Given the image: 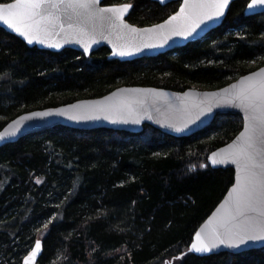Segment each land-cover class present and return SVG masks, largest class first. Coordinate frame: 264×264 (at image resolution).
Here are the masks:
<instances>
[{
    "label": "trees",
    "instance_id": "trees-1",
    "mask_svg": "<svg viewBox=\"0 0 264 264\" xmlns=\"http://www.w3.org/2000/svg\"><path fill=\"white\" fill-rule=\"evenodd\" d=\"M248 2H234L204 39L130 62L110 59L108 48L90 57L30 48L0 27V130L23 113L122 86L228 85L264 65V14L246 16ZM123 3L133 5L128 21L140 27L174 12L152 0L104 2ZM242 127L239 115L218 116L186 138L151 126L140 134L58 126L0 148V264H22L38 236L44 238L38 264H264V249L208 257L190 252L235 176L233 169L199 163Z\"/></svg>",
    "mask_w": 264,
    "mask_h": 264
},
{
    "label": "water",
    "instance_id": "water-1",
    "mask_svg": "<svg viewBox=\"0 0 264 264\" xmlns=\"http://www.w3.org/2000/svg\"><path fill=\"white\" fill-rule=\"evenodd\" d=\"M152 1L159 3L158 0ZM172 1L177 0H167L166 4ZM236 1L238 0H229V4L224 8V15L222 17L201 24L196 30V33L188 39H184L182 36L175 34L170 35L167 25H165L163 29L155 28L157 24H164L169 17L162 22L145 27L130 23L128 17L133 9L132 4H130L131 7L123 15V22L135 28L137 30L135 32H131L130 29L122 26L109 27L107 23L101 24V22L96 21L94 22V28L92 22L88 23L86 26L87 35H80L75 30L68 29L67 22L65 21L64 31L57 30L56 32L42 37L44 40L43 43L34 41L33 44L29 45L24 37L20 36L12 29H9L3 22H0V27L20 38L30 48L36 47L53 53H60L66 49H70L86 57H90L101 48H108L110 50V59L130 62L158 57L183 48L190 43L202 40L211 31L219 28L225 22L231 5ZM12 2H14V0ZM104 2L105 0H100L98 7L107 8L129 4L105 5ZM180 8L173 15H176L180 11ZM258 14H264V8L256 9L255 11L245 10L246 16ZM104 15L111 16L112 14L105 13ZM119 24L120 22L117 21V25ZM143 29H153L159 36H154L152 32L142 31ZM49 44L55 46L49 47ZM149 44L162 46L146 47V45ZM85 49H87V51ZM121 50H130L133 54L121 56L119 55ZM261 69H264V66L242 75L228 85L215 90L189 88L184 91H175L154 86H122L103 97L81 99L58 107L26 112L10 121L0 130V134L4 136V140L0 141V148L9 144H14L30 134L58 126L80 131L111 129L135 134H140L145 130L146 126H151L172 137L186 138L201 133L209 128L218 116L239 115L243 119L242 130L231 142L217 148L208 155V163L211 168L234 170V184L229 188L225 197L215 210L196 231L190 246V252L199 257H208L222 253L242 254L249 251L262 250L264 249V241L261 240L245 241V243L241 244L239 247L220 245L209 252L201 253L196 252L192 248V245L197 243L196 234L198 232L204 234L219 227L221 217L235 196L233 188L237 185V176L243 174L242 170H238L236 164L230 162L217 163L214 165L212 159L219 160L225 153L235 151L239 146L240 140L238 137L240 133L244 131L246 113L239 107L238 100L228 102V99L239 92L242 87H247L251 83L264 80V72H261ZM253 73H257L258 75H253ZM245 77H249L250 79H245ZM232 85H236L237 87L232 88ZM44 112H48L50 115L46 117L37 115L38 113ZM124 121H127V123ZM177 127H182L183 130L177 132ZM17 129H19V131H17ZM13 133H15V135H12ZM221 149H223L224 152H221ZM212 153H216L217 155L212 157ZM39 241L41 244L40 249L36 250L34 244L33 248L23 258L22 264H38L43 254V241ZM33 251L37 253L35 257L31 255ZM26 257L27 260L25 259Z\"/></svg>",
    "mask_w": 264,
    "mask_h": 264
},
{
    "label": "snow or ice",
    "instance_id": "snow-or-ice-1",
    "mask_svg": "<svg viewBox=\"0 0 264 264\" xmlns=\"http://www.w3.org/2000/svg\"><path fill=\"white\" fill-rule=\"evenodd\" d=\"M158 2L166 4L167 0H158ZM99 3L100 0L0 2V22L24 37L29 45L34 41L43 43L42 37L52 32L64 31L65 21L68 29L75 30L80 35H87L86 26L92 22L94 28L96 21L101 24L107 23L109 27L122 26L130 29L131 32L137 31L123 22V15L131 7L130 4L101 8L98 7ZM228 4L229 0H184L176 15L170 16L164 24L155 25V28L163 29L167 25L170 35L175 34L188 39L196 33L201 24L222 17L224 8ZM262 8H264V0H250L246 10L255 11ZM105 13L112 15L106 16ZM117 21L120 22L119 25ZM142 31L159 36L153 29ZM53 46L55 45L49 44V47ZM157 46L162 45H146V47ZM132 54L130 50L119 52L121 56ZM261 72H264V69H261ZM253 75L258 74L253 73ZM245 79L250 78L245 77ZM236 100L239 101V107L246 113L244 131L238 137L240 144L235 151L225 153L219 160L212 159V163L214 165L225 162L236 164L243 174L237 176V185L233 188L235 196L221 217L219 227L208 233L196 234L197 243H194L192 248L198 253L209 252L220 245L239 247L245 241H264V80L242 87L228 99V102ZM37 115L46 117L50 113L44 112ZM124 122L127 123V121ZM182 130V127L176 128L177 132ZM3 140V134H0V141ZM220 151L224 152L223 149ZM216 155L212 153V157ZM204 166L201 165V167ZM39 182L37 180V183ZM44 226L47 227V224ZM40 247V241L36 240L35 249L39 250ZM36 254V251L31 253L33 257ZM25 259L27 260V257Z\"/></svg>",
    "mask_w": 264,
    "mask_h": 264
},
{
    "label": "flooded vegetation",
    "instance_id": "flooded-vegetation-1",
    "mask_svg": "<svg viewBox=\"0 0 264 264\" xmlns=\"http://www.w3.org/2000/svg\"><path fill=\"white\" fill-rule=\"evenodd\" d=\"M249 2H250V0H249ZM248 2V3H249ZM157 3V2H156ZM182 3H183V0H177V1H172V2H169V3H167V4H165V5H162V4H160V6H171L173 9H174V12L171 14V15H173V14H175L178 10H179V8H180V6L182 5ZM247 8V7H246ZM246 10V9H245ZM170 15V16H171ZM170 16H168V17H170ZM167 17V18H168ZM166 18V19H167ZM165 20V19H164ZM204 39V38H203ZM264 66V65H263ZM262 67V66H261ZM260 68V67H259Z\"/></svg>",
    "mask_w": 264,
    "mask_h": 264
},
{
    "label": "rangeland",
    "instance_id": "rangeland-1",
    "mask_svg": "<svg viewBox=\"0 0 264 264\" xmlns=\"http://www.w3.org/2000/svg\"><path fill=\"white\" fill-rule=\"evenodd\" d=\"M220 119H221V117H220ZM150 134V133H149ZM207 159H204V160H206V161H204V160H202L200 163H199V166L201 167V165H205L204 167H207V166H210L209 165V163H208V157H206ZM204 161V162H203ZM201 168H203V167H201ZM36 240H44V238L43 237H41V236H38L37 238H36ZM35 240V241H36ZM34 244H35V242H34Z\"/></svg>",
    "mask_w": 264,
    "mask_h": 264
},
{
    "label": "bare ground",
    "instance_id": "bare-ground-1",
    "mask_svg": "<svg viewBox=\"0 0 264 264\" xmlns=\"http://www.w3.org/2000/svg\"><path fill=\"white\" fill-rule=\"evenodd\" d=\"M116 90V89H115ZM103 97V96H102Z\"/></svg>",
    "mask_w": 264,
    "mask_h": 264
}]
</instances>
